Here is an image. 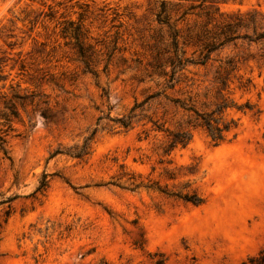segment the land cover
Returning <instances> with one entry per match:
<instances>
[{
	"label": "rangeland",
	"instance_id": "1",
	"mask_svg": "<svg viewBox=\"0 0 264 264\" xmlns=\"http://www.w3.org/2000/svg\"><path fill=\"white\" fill-rule=\"evenodd\" d=\"M160 2L0 0V134L10 125L0 150V264H240L263 247L264 60L241 65L249 90L234 79L222 91L253 108L225 111L237 126L217 145L196 126L186 146L165 153L166 136L149 130L151 122L125 129L106 117L125 115L161 89L176 53H205L197 32L217 17L212 8L168 0V25L157 21ZM216 6L244 11L257 0ZM77 26L89 68L78 54ZM237 51L226 46L219 57ZM211 58L177 73L169 97L212 110L220 97L219 61ZM167 109L155 118L176 130L187 112ZM101 115L88 153H65L81 146Z\"/></svg>",
	"mask_w": 264,
	"mask_h": 264
},
{
	"label": "trees",
	"instance_id": "2",
	"mask_svg": "<svg viewBox=\"0 0 264 264\" xmlns=\"http://www.w3.org/2000/svg\"><path fill=\"white\" fill-rule=\"evenodd\" d=\"M189 1L191 2L189 8H194L196 6L194 2L197 1L199 2L198 6L203 7L209 5L210 8H212V10L208 11L209 14H217V17H212L204 24V27L199 28L197 32V37L203 42L205 53L198 59L183 58L182 55L176 53L169 62L171 66L170 73L167 74V71L162 72L163 75H168V78L161 89L148 94L141 101H135L129 107L127 113L121 117L110 118L106 116L115 124L125 129L132 127L134 123L145 120L151 122L152 126L149 130L163 132L166 136V141L163 146L165 153H169L177 146H186L192 138V129L196 126H200L205 130L210 141L214 145L224 141L226 133L237 126L234 119H225V111L229 108H235L241 111L246 109L251 110L253 105L248 101L237 104L233 100H228L223 97L222 91L227 89L234 79L237 81L236 86L238 89L242 91L249 90L250 87L253 86L252 79L250 77H243L242 74H239L240 67L248 58L264 60V9H262L264 0H257V6H253L244 11L237 9L227 13L219 12V7L216 6V4L227 0ZM168 4V0H161L160 2V7L156 14L159 23H166L169 25L170 12L168 11ZM174 5H176L177 8L181 7L179 3H174ZM171 29L174 34H177L174 28L171 27ZM64 31L65 29H63V32ZM73 35L76 39L79 57L85 63L86 67L89 68L90 57L87 54V49L84 47V40L80 38L79 26L75 28ZM174 43H176V39ZM252 45H255V51L249 50ZM226 46L238 49L239 51L234 55L226 56L222 59L219 55L221 50ZM240 48H246L247 51L244 52V50H240ZM212 54H215L214 60L219 61L215 69L214 83H216L217 94L220 97V101L215 104L214 108L210 111L199 112L193 108V106H187L184 102H179L169 97L167 90H173L179 81L177 73L183 71L188 64L205 65L212 59ZM5 78V75L0 74V79ZM170 105L174 106L176 110L181 107L183 111L187 112L185 117L182 115L177 121L178 128L176 130L165 127V122H159V118H155L158 108L162 109V116H164L168 110L167 106ZM9 106L12 107L13 104ZM148 110H151V113H147ZM11 114L17 115L15 110H12ZM4 117L6 121L11 120L9 113H4ZM102 118H104L102 115L97 117L96 126L91 130L90 134L84 138L80 147L74 146L73 149H68L65 153L78 158L87 154L90 140L99 130V127H101L100 121ZM142 124H145V122H142ZM9 127L10 125H8V128L2 130L3 134H0V150L6 151V135L8 134ZM60 151L61 150H56L55 153ZM45 186L46 182L44 180L41 187ZM14 197L15 196H9L5 201H11ZM192 201L199 202L200 200L196 198V200ZM154 264H163V260L156 261ZM240 264H264V244L257 255L248 257L247 261H243Z\"/></svg>",
	"mask_w": 264,
	"mask_h": 264
}]
</instances>
